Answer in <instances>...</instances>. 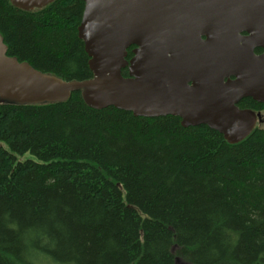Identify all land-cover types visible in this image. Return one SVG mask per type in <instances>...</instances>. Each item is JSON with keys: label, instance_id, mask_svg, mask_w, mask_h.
<instances>
[{"label": "trees", "instance_id": "1", "mask_svg": "<svg viewBox=\"0 0 264 264\" xmlns=\"http://www.w3.org/2000/svg\"><path fill=\"white\" fill-rule=\"evenodd\" d=\"M84 8L56 0L27 12L0 0L8 56L64 81L92 79ZM27 154L35 160L19 159ZM177 259L264 264V129L232 145L177 117L90 108L80 92L0 105V264Z\"/></svg>", "mask_w": 264, "mask_h": 264}, {"label": "water", "instance_id": "2", "mask_svg": "<svg viewBox=\"0 0 264 264\" xmlns=\"http://www.w3.org/2000/svg\"><path fill=\"white\" fill-rule=\"evenodd\" d=\"M54 1L10 0L27 12ZM83 2L78 37L93 78L64 81L37 71L9 57L0 34V105L64 103L80 92L90 108L177 117L183 127L207 126L232 145L262 123L261 114L238 104L264 103V54L255 53L264 51V0Z\"/></svg>", "mask_w": 264, "mask_h": 264}, {"label": "flooded vegetation", "instance_id": "3", "mask_svg": "<svg viewBox=\"0 0 264 264\" xmlns=\"http://www.w3.org/2000/svg\"><path fill=\"white\" fill-rule=\"evenodd\" d=\"M133 50H134V47L131 48V54L128 55V57H127V59H126L127 62H130L131 59L134 57V55H133ZM255 53H256L257 55H263V54H264V51L261 50V49H258V50H256ZM126 70L128 71V69H126ZM247 99L252 100L254 103H256V105H254V106H249V107L245 106L244 101L247 100ZM247 99H243V100H241V101L239 102V104H238V107H239L240 109H242V110H252V111H254L256 114H261V116H262V122H263V120H264V110H263L261 107H259V106L264 105V103H258V102L254 101V100L251 99V98H247ZM260 124H261V123H260Z\"/></svg>", "mask_w": 264, "mask_h": 264}, {"label": "rangeland", "instance_id": "4", "mask_svg": "<svg viewBox=\"0 0 264 264\" xmlns=\"http://www.w3.org/2000/svg\"><path fill=\"white\" fill-rule=\"evenodd\" d=\"M259 127L262 128V129H264V120H263V122L259 125ZM19 159H20V160H26V159H33V160H35V157H33V156L27 154V155H25V156L22 157V158L20 157Z\"/></svg>", "mask_w": 264, "mask_h": 264}]
</instances>
